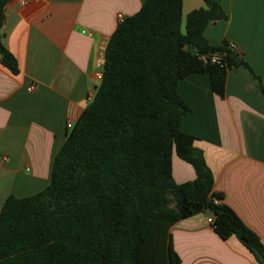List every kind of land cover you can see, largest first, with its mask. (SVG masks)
Masks as SVG:
<instances>
[{"label":"trees","instance_id":"1","mask_svg":"<svg viewBox=\"0 0 264 264\" xmlns=\"http://www.w3.org/2000/svg\"><path fill=\"white\" fill-rule=\"evenodd\" d=\"M10 1L0 0V60L17 75L2 33ZM204 2L184 26L183 0H144L119 22L101 83L56 154L49 184L2 206L0 264H179L171 227L198 213L264 264V243L214 189L196 137L182 130L191 106L178 83L192 73H207L224 96L229 70L244 68L264 92L232 43L209 42L208 24L227 14L221 0ZM174 153L194 167V180L175 181Z\"/></svg>","mask_w":264,"mask_h":264},{"label":"crops","instance_id":"2","mask_svg":"<svg viewBox=\"0 0 264 264\" xmlns=\"http://www.w3.org/2000/svg\"><path fill=\"white\" fill-rule=\"evenodd\" d=\"M11 0L3 41L16 56L19 74L0 60V212L8 196L27 197L50 182L53 161L100 85L105 49L123 20L144 0ZM226 19L210 22L214 46L234 45L264 87V0H221ZM204 0H183L187 15ZM34 86L32 90L29 87ZM191 106L182 130L196 137L214 175V189L264 243V92L244 68L229 70L224 96L207 73L178 83ZM177 183L194 180V167L173 154ZM209 213L171 227L179 264H260L236 237L224 240Z\"/></svg>","mask_w":264,"mask_h":264},{"label":"built area","instance_id":"3","mask_svg":"<svg viewBox=\"0 0 264 264\" xmlns=\"http://www.w3.org/2000/svg\"><path fill=\"white\" fill-rule=\"evenodd\" d=\"M26 1H27V0H22L21 2H22V3H26ZM118 17H119L120 22L123 21V17H122V15H119ZM213 60L215 61L216 58H214ZM33 88H34V86H31V87H29V90H32ZM94 93H95V91H93V92L91 93L90 98H92V97L94 96ZM73 126H74V122H68L67 127H68L69 130H71V129L73 128ZM208 221H209V223L212 224V223H213V217L210 216V217L208 218Z\"/></svg>","mask_w":264,"mask_h":264}]
</instances>
